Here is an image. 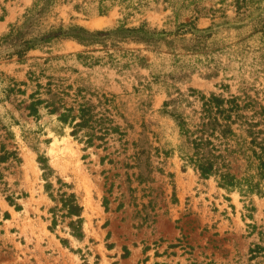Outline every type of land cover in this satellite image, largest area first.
Masks as SVG:
<instances>
[{"label":"rangeland","instance_id":"rangeland-1","mask_svg":"<svg viewBox=\"0 0 264 264\" xmlns=\"http://www.w3.org/2000/svg\"><path fill=\"white\" fill-rule=\"evenodd\" d=\"M36 1L0 0V264H264V180L203 118L264 139V0Z\"/></svg>","mask_w":264,"mask_h":264},{"label":"trees","instance_id":"trees-1","mask_svg":"<svg viewBox=\"0 0 264 264\" xmlns=\"http://www.w3.org/2000/svg\"><path fill=\"white\" fill-rule=\"evenodd\" d=\"M53 0H37L41 4L39 9H44L47 6L51 4ZM260 0H235L236 2V8L240 9L241 7H244L246 5H251V4H259ZM35 6V5H34ZM32 8L28 10V13L30 12ZM258 24H259V31L264 30V19L258 18ZM75 30L78 31V34L73 35L70 32L64 33L59 29L58 31L55 32L57 35H61L63 37H75L79 40L83 39L86 34H89V31L84 29L81 26H75ZM196 31H205V30H198L195 29ZM100 32H96L98 34ZM163 33V32H161ZM199 37V35H198ZM215 103L217 104L216 106V112L211 111V106H208V108L204 111V119L206 120L205 126H208L211 130H216L218 129L220 131V135L223 138L228 139L231 137L234 140L236 150L239 152L246 160L247 165H251L255 168L256 173L255 175L259 180H264V139H261L260 141H257V137H253L251 139H247L245 137H242L241 135H237L232 126L236 123V119H239L240 115L238 113V110L240 109L239 107H236L235 110L230 109H220L222 104H223V99H214ZM220 107V108H219ZM264 109V108H262ZM264 112V110H262ZM234 116V119H232V115ZM64 114L61 115V118L64 119ZM242 117V116H241ZM264 120V118H262ZM245 124L249 125L250 127L257 126L259 122H253V123H246ZM178 125L183 132V134H188L190 133V128L188 127L186 121L184 119H179ZM76 126H80L79 122L76 123ZM204 126V125H203ZM206 144H210L209 141L205 142ZM203 140L201 137H195L192 139V144L194 146V149L196 151L202 147ZM201 150V149H200ZM194 164L196 167L199 169L200 173L202 175H210L211 173H216L218 169L214 168L213 162L209 161L202 155H199V153L194 154L193 158ZM218 176L220 177V184L224 187H230V188H239L240 192L243 194H248V193H261L260 190V182L259 181H253L250 179V177L246 176L244 178L237 179L229 173L228 171H223V172H218ZM73 198L74 196L71 195ZM78 205H72L69 207V212L70 213H77L78 214ZM260 245H256L254 250L251 252H255L257 250H262Z\"/></svg>","mask_w":264,"mask_h":264},{"label":"bare ground","instance_id":"bare-ground-1","mask_svg":"<svg viewBox=\"0 0 264 264\" xmlns=\"http://www.w3.org/2000/svg\"><path fill=\"white\" fill-rule=\"evenodd\" d=\"M95 24H96V25H100V24H101V20H100V19H99V20H96V21H95Z\"/></svg>","mask_w":264,"mask_h":264}]
</instances>
